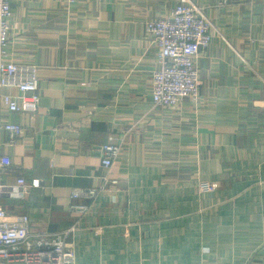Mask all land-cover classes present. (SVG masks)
<instances>
[{"label":"crops","instance_id":"obj_1","mask_svg":"<svg viewBox=\"0 0 264 264\" xmlns=\"http://www.w3.org/2000/svg\"><path fill=\"white\" fill-rule=\"evenodd\" d=\"M182 1L12 0V55L39 66L41 103L0 101L23 127L16 145L0 133V205L33 234L75 225L76 264H264V0H192L215 27L200 98L156 106L145 23ZM109 141L122 150L107 169ZM87 188L91 210L72 213Z\"/></svg>","mask_w":264,"mask_h":264},{"label":"built area","instance_id":"obj_2","mask_svg":"<svg viewBox=\"0 0 264 264\" xmlns=\"http://www.w3.org/2000/svg\"><path fill=\"white\" fill-rule=\"evenodd\" d=\"M76 2L68 0L70 4ZM12 18V0H0V101L12 113H36L41 103L39 66L20 62L12 55ZM214 29L204 9L192 0L180 2L171 15L146 21L147 36L159 49V66L154 70L151 86L156 106H177L186 98H200L199 59L210 46ZM6 89L19 94L7 93ZM2 130L10 133V144L16 145L23 127L14 121L0 120V133ZM121 150V145L113 141L101 145L102 165L111 168ZM10 162L6 155L0 156V166ZM118 183V179L108 176L101 189ZM32 184L39 186L41 181ZM18 186H28L24 176L18 178ZM1 189L2 185L0 198L4 196ZM98 192L96 188L74 190L69 210L87 214ZM30 224L28 214L11 215L0 205V264H76V243L70 240L76 232L75 225L59 232L33 234Z\"/></svg>","mask_w":264,"mask_h":264}]
</instances>
